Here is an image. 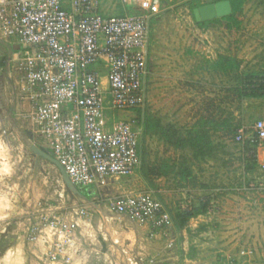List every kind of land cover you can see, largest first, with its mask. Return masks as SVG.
<instances>
[{"label": "rangeland", "instance_id": "rangeland-1", "mask_svg": "<svg viewBox=\"0 0 264 264\" xmlns=\"http://www.w3.org/2000/svg\"><path fill=\"white\" fill-rule=\"evenodd\" d=\"M169 1L160 0L159 13L149 16L150 75L144 107L108 114L113 119L158 118L175 131L174 140L183 146L144 130L136 169L110 178L105 186L74 185L81 195L67 189L56 165L45 159L35 164L29 145L39 146L40 139L15 110L21 71L9 61L7 47L2 48L5 44L0 42V143L7 149L0 154V163L12 169L9 175L0 174V229L11 227L23 234L44 217H70L81 208L86 211L85 224L80 226L86 233L84 244L100 249L93 260V254H85L86 262L143 264L132 223L110 210V198L150 193L175 208L179 220L172 216L174 228L182 226V221L185 224L183 213L195 211L186 201L198 198L207 203L201 206L213 216L214 229L238 234L239 243L229 255L233 254L221 256L216 264H226L228 258L241 263L237 247L251 243L257 246L254 260L264 264V189L257 187V183L264 184V179L257 181L264 173L245 156L236 138L237 129L262 116L264 108L263 97H245L239 90L241 74L264 71V3L246 0L251 14L243 12L239 27L230 28L219 16L199 26L201 18L193 12L201 4L193 11L194 1L175 5ZM101 4L105 15L143 12L120 0H102ZM181 199L186 202L183 209L178 207ZM9 245L10 238L1 235L0 253Z\"/></svg>", "mask_w": 264, "mask_h": 264}, {"label": "built area", "instance_id": "built-area-1", "mask_svg": "<svg viewBox=\"0 0 264 264\" xmlns=\"http://www.w3.org/2000/svg\"><path fill=\"white\" fill-rule=\"evenodd\" d=\"M120 1L143 12L105 15L101 0H0V39H15L21 45V94L16 98H27L30 104L22 118L77 187L105 186L112 177L131 174L140 162L141 117L113 119L108 113L145 105L149 16L159 13L161 2ZM251 73L241 74L240 92L264 93L263 71L257 72L260 76ZM236 138L245 156L264 173L259 160L264 108L262 116L237 129ZM257 184L250 186L264 189L263 183ZM109 208L131 222L149 223L154 230L171 224L168 210L150 193L112 197ZM85 216L78 208L70 217H44L30 224L26 239L49 243L47 263L68 264L78 221ZM238 255L241 263L228 258L226 264H258L252 260V246H240Z\"/></svg>", "mask_w": 264, "mask_h": 264}, {"label": "crops", "instance_id": "crops-1", "mask_svg": "<svg viewBox=\"0 0 264 264\" xmlns=\"http://www.w3.org/2000/svg\"><path fill=\"white\" fill-rule=\"evenodd\" d=\"M185 0H170L169 2L174 3L183 2ZM201 6L216 4V3H225L224 15L230 13V5L227 0H221L216 2L204 3L205 0H200ZM253 0H247V2ZM102 2V0H101ZM244 3L243 12L247 14H251V11L248 12L249 9L248 4ZM262 2V1H261ZM263 3V2H262ZM256 4V3H255ZM173 5V6H174ZM258 6V5H257ZM259 7V6H258ZM102 10V4H101ZM257 12L261 10L256 9ZM263 11V10H262ZM258 15L254 14V17ZM202 21V20H201ZM2 44H5L4 47H7V51L9 52V61L12 62L13 66H18L17 58L19 56L21 45L15 39L2 40L0 39ZM3 55V54H2ZM150 73L148 74L149 77ZM147 77V81H148ZM105 80V79H104ZM105 82V81H104ZM17 97V96H16ZM146 100H147V84H146ZM18 104L15 106L16 112L19 114L27 111L29 109V101L27 98H24L22 101H17ZM129 113V112H128ZM28 123V122H27ZM28 125H30L28 123ZM31 126V125H30ZM29 137H32V134L29 131H25ZM40 139V138H39ZM39 146L43 147V142L40 139ZM39 143V142H38ZM140 152V147H139ZM259 160L264 163V150H260ZM260 181H263L259 179ZM257 180V181H259ZM110 182V181H109ZM182 193V192H181ZM125 195V194H124ZM127 195V194H126ZM157 198V197H156ZM178 198H180L178 196ZM182 198V197H181ZM159 199V198H158ZM164 207L168 210V212L172 216L175 217L176 222H178L179 218H176V210L174 207L170 206L169 202L164 203L161 199H159ZM179 201L178 207L181 209L184 208L186 202H190L193 208H195L194 214L188 218H186L185 224L178 228H174V221L171 219V224L165 228L164 230H154L151 228L149 223H135L129 221L124 215H119V217H123L125 221L132 223L133 240L136 242L138 248H141L138 253L141 254L143 264H216L219 263V259L221 256H231L229 255L232 248L239 243V239H237V235H230L232 231L222 232L217 231L211 226L210 220H212L213 216L209 213V211H201L202 204L200 203V199L195 198L192 200H187L184 202ZM169 204V205H168ZM188 205V204H187ZM189 205V209H190ZM173 209V210H172ZM5 214L3 215L4 218ZM7 215V214H6ZM118 215V214H117ZM3 219H0V222ZM85 224V220L79 219L78 226L79 229L76 234L75 247L72 248L68 256L70 261L68 264H99L97 262L91 261L86 262L84 260L85 254H93L92 260L98 255L100 249L99 248H89L84 244V238H86V233L82 232V228L80 226ZM4 230H7L4 233ZM26 231L18 234L17 231L11 229H5V227L0 229V236L2 235L4 238L9 237L11 240V245L4 248V250L0 253V264H64L60 262L47 263L45 260V255L49 251V243H44L38 240L35 243H31L26 240ZM240 238H243L241 235ZM27 243V244H25ZM245 243V242H243ZM254 248L253 259H255L256 254V244L251 243ZM241 245H244L241 243ZM240 245H238L237 249L239 250ZM237 253V251H236ZM111 255V253L109 252ZM220 255V256H219ZM228 258V257H226ZM219 261V262H218ZM255 263L260 264L257 261H253ZM107 264H113L109 261ZM262 264V263H261Z\"/></svg>", "mask_w": 264, "mask_h": 264}, {"label": "trees", "instance_id": "trees-1", "mask_svg": "<svg viewBox=\"0 0 264 264\" xmlns=\"http://www.w3.org/2000/svg\"><path fill=\"white\" fill-rule=\"evenodd\" d=\"M193 1L195 2V5H191V8L194 11V8L198 7L201 3H199L200 0H189L186 2H193ZM208 1L209 2H216V1H221V0H208ZM227 1L229 2L231 11L229 14L221 16V19L226 22V25L228 27L238 28L242 22L241 20L243 17V4L245 3L246 0H227ZM261 1L264 3V0H261ZM194 16H195V14H194ZM207 24H208V21H200L198 23L199 26H205ZM255 73L258 75L257 72H255ZM255 73H251L249 75L251 76L252 74H255ZM260 73H262V72H260ZM263 73H264V71H263ZM258 76H260V75H258ZM239 82H240V79H239ZM241 95L242 96L244 95V96L250 97V98L251 97L254 98V97H263L264 93H259L256 89H252L251 91H249L247 93H241ZM141 119H142V121H141L142 122V132L145 130L146 132H149V133L154 132L156 134L163 135L167 138L169 144L174 145V146H178V147L183 146V143L181 141H179L178 139L174 140L175 131L171 130L170 126L163 125V123H161V121L158 118H155L153 116L148 115L145 117L143 116V118H141ZM246 157L249 158L250 160L252 159V162L256 165V162L252 157H248V156H246ZM84 196L87 197L88 193H84ZM201 204L207 205V203H201ZM201 211H203V212L207 211V208L202 207ZM193 214H194V211H189V212L183 213V215L186 218L192 216ZM183 224H184V221L181 222V225H183Z\"/></svg>", "mask_w": 264, "mask_h": 264}, {"label": "water", "instance_id": "water-1", "mask_svg": "<svg viewBox=\"0 0 264 264\" xmlns=\"http://www.w3.org/2000/svg\"><path fill=\"white\" fill-rule=\"evenodd\" d=\"M224 6H225V3H216V4L205 5V6H201L194 13L195 14L197 13L202 21H206V20H210V19L217 17V16H219V17L223 16L224 11H226V9L224 10ZM29 149L31 150L32 154L35 157V164H37L40 159H45L48 162L56 165V167L59 169V171L62 175V178L64 180V183H65L67 189H69L70 191H72L75 194L81 195L79 190L72 184V182L68 178L63 167L56 161V159H54L51 156V154L46 152V150L43 147L35 145L33 143H31L29 145Z\"/></svg>", "mask_w": 264, "mask_h": 264}, {"label": "clouds", "instance_id": "clouds-1", "mask_svg": "<svg viewBox=\"0 0 264 264\" xmlns=\"http://www.w3.org/2000/svg\"><path fill=\"white\" fill-rule=\"evenodd\" d=\"M6 151V146L0 143V154H4ZM11 171V167L6 162L0 163V174L9 175Z\"/></svg>", "mask_w": 264, "mask_h": 264}]
</instances>
